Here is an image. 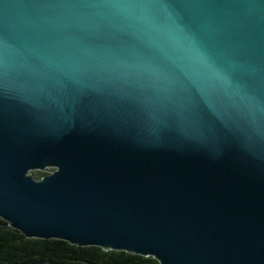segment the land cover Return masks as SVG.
I'll return each instance as SVG.
<instances>
[{"label":"water","instance_id":"1","mask_svg":"<svg viewBox=\"0 0 264 264\" xmlns=\"http://www.w3.org/2000/svg\"><path fill=\"white\" fill-rule=\"evenodd\" d=\"M0 218L264 264V0H0Z\"/></svg>","mask_w":264,"mask_h":264},{"label":"trees","instance_id":"2","mask_svg":"<svg viewBox=\"0 0 264 264\" xmlns=\"http://www.w3.org/2000/svg\"><path fill=\"white\" fill-rule=\"evenodd\" d=\"M36 179L41 172L35 171ZM0 264H160L153 257L78 246L62 239L27 238L0 218Z\"/></svg>","mask_w":264,"mask_h":264},{"label":"rangeland","instance_id":"3","mask_svg":"<svg viewBox=\"0 0 264 264\" xmlns=\"http://www.w3.org/2000/svg\"><path fill=\"white\" fill-rule=\"evenodd\" d=\"M55 171V169L53 168H49V169H46L44 171H40L41 172V176H46L48 174H53V172ZM42 179V178H41Z\"/></svg>","mask_w":264,"mask_h":264}]
</instances>
